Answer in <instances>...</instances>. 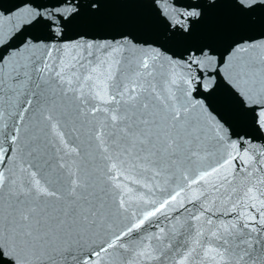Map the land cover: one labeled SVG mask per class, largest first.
Returning <instances> with one entry per match:
<instances>
[{"label":"snow or ice","instance_id":"6c2138e0","mask_svg":"<svg viewBox=\"0 0 264 264\" xmlns=\"http://www.w3.org/2000/svg\"><path fill=\"white\" fill-rule=\"evenodd\" d=\"M161 2L0 10V264H264V0Z\"/></svg>","mask_w":264,"mask_h":264},{"label":"water","instance_id":"95a60500","mask_svg":"<svg viewBox=\"0 0 264 264\" xmlns=\"http://www.w3.org/2000/svg\"><path fill=\"white\" fill-rule=\"evenodd\" d=\"M21 2V0H0V10H3L5 13L9 12L10 10H14L15 7ZM46 2H55V0H46ZM187 0H162L161 3H159V9H164L167 7L168 4H173V3H186ZM130 11H133L138 14H149L153 17L156 16L157 13V8L153 7H140L136 9H132ZM0 29H2L5 33H8L12 30V22L9 20H0ZM77 29L74 28H69L67 32L65 33V39H72L77 35ZM107 37H112V36H118L119 33L118 31H110L108 33H105ZM138 38L140 39H151L154 38L153 35H144V34H136ZM18 42V41H17ZM80 49H76L75 53L71 49L67 51V53H57L53 52L54 56L57 55H72L80 54ZM237 131L241 132L242 134H246L248 137L251 138V146L245 145L249 147V151L258 156V153L255 151L256 149L261 148V146H264V132H261L257 129V127L251 122V120L246 121L242 126H239L237 128ZM187 207L191 208L192 205H187ZM182 211V210H181ZM172 214H179V213H172ZM188 213H183V217H187ZM182 217V218H183ZM161 222L163 225L167 226L168 221L164 220L163 217H161Z\"/></svg>","mask_w":264,"mask_h":264}]
</instances>
